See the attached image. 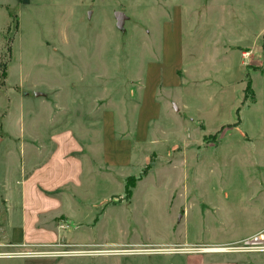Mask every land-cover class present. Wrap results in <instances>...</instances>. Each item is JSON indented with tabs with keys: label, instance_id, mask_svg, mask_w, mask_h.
I'll return each instance as SVG.
<instances>
[{
	"label": "rangeland",
	"instance_id": "rangeland-1",
	"mask_svg": "<svg viewBox=\"0 0 264 264\" xmlns=\"http://www.w3.org/2000/svg\"><path fill=\"white\" fill-rule=\"evenodd\" d=\"M164 53L168 68L183 60L181 85L158 87L161 117L146 142L134 141L128 168L105 166L93 128L86 200L96 223L107 215L110 230L138 244L122 248L136 250L167 248L150 237L248 235L224 247L264 233V0H0V134L10 110L18 125L52 117L34 92L53 96L58 84L82 92L93 80L84 93L94 110H127L123 97L142 94L148 62ZM230 254L263 255L264 264V252Z\"/></svg>",
	"mask_w": 264,
	"mask_h": 264
},
{
	"label": "crops",
	"instance_id": "crops-1",
	"mask_svg": "<svg viewBox=\"0 0 264 264\" xmlns=\"http://www.w3.org/2000/svg\"><path fill=\"white\" fill-rule=\"evenodd\" d=\"M167 61L168 57L164 53L162 61L148 62L142 94L133 91L131 95L123 97L124 101L132 103L127 110L114 111L109 105L102 110H94L92 96L88 97L90 93H84L87 88H93L91 80L86 82L82 92L74 88L72 93H68L69 89L60 84V92L53 96L48 92H34L35 99L39 101L38 111L54 114L52 117L47 115L45 121L36 118L20 121L18 125V119L11 118V110L8 111L10 113H7V119L1 125L0 134V148L5 145L0 167V170H5L0 179V251L138 245L129 243L132 237L118 226L110 230L107 215L96 223L98 218L92 215L93 204L91 200H86L93 170L92 167L86 168L85 152L94 143L93 128H100L105 166L128 168L131 165L134 141L146 142L150 126L161 117L158 87L177 88L181 85L178 72L183 60L170 68L166 65ZM20 95L15 92L10 101L14 98L18 100ZM24 96L30 97V93H24ZM59 110L63 113L60 114ZM120 143L124 144L125 150L114 152L113 144ZM63 224L68 225V228H63ZM257 231H264V223ZM246 237L248 235L232 236L228 241L210 240L205 236L193 239L189 234L164 240L150 238L156 246L167 248H219ZM262 256L187 253L115 257H12L0 258V264H260L258 261Z\"/></svg>",
	"mask_w": 264,
	"mask_h": 264
},
{
	"label": "built area",
	"instance_id": "built-area-1",
	"mask_svg": "<svg viewBox=\"0 0 264 264\" xmlns=\"http://www.w3.org/2000/svg\"><path fill=\"white\" fill-rule=\"evenodd\" d=\"M1 223V218H0ZM63 228L67 229L68 225L63 224ZM264 252V233L246 239L239 244L232 246H224L219 248L209 247H195V248H166V249H144L136 250L134 248H70L61 252H43V251H19V252H0V258H38V257H76V256H127V255H141V254H187V253H263Z\"/></svg>",
	"mask_w": 264,
	"mask_h": 264
},
{
	"label": "water",
	"instance_id": "water-1",
	"mask_svg": "<svg viewBox=\"0 0 264 264\" xmlns=\"http://www.w3.org/2000/svg\"><path fill=\"white\" fill-rule=\"evenodd\" d=\"M116 19H117V26L121 27L124 24V21L126 19V16L122 12H117L116 13Z\"/></svg>",
	"mask_w": 264,
	"mask_h": 264
}]
</instances>
